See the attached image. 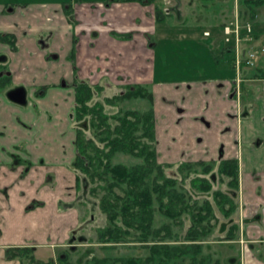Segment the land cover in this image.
Listing matches in <instances>:
<instances>
[{"label":"crops","instance_id":"obj_1","mask_svg":"<svg viewBox=\"0 0 264 264\" xmlns=\"http://www.w3.org/2000/svg\"><path fill=\"white\" fill-rule=\"evenodd\" d=\"M206 1L207 4H202L204 16L189 11L194 14V19L163 14L160 19L158 13H163L167 0L0 1V56L6 55L0 57V63H9L12 72L7 76L13 82L38 77V88L35 87L32 99H29L24 88H6L1 83L6 71L0 67V264H21L18 259L7 255V249L21 246L37 247L40 251L50 249L57 264H62L61 259L66 256L57 257L55 248L65 246L74 249L78 246V243H69L71 241L57 243L50 239L13 241L19 234L14 223L42 222L49 218L45 217L50 211L57 216L51 220L54 223L48 231L50 237H55L57 232L68 237L81 220L76 206H73L79 187L76 171L72 168L77 157V130L73 125L77 79L94 84V81L105 78L101 82L107 90L114 86L150 84L155 129V93L157 100L166 104L168 112L162 115L166 122L172 121L173 126L185 117V104L191 92L187 93V83L182 78L157 80V41H168L179 53L185 47V54L190 55L195 66L204 69V75L191 77L193 84L190 86L196 105H202L200 112L203 117L197 113L194 117L186 116V121L182 122L187 125L188 136L201 133L193 130L192 125L204 128L205 139L204 136L194 137L196 142L198 139L203 143V147L195 157L190 155L189 161L225 158L238 162L240 219L237 236L246 245L237 251V263L264 264V247L258 246L264 245V77H257L248 70L241 71L245 67L243 65L240 69L236 67L234 47L225 42L223 9L218 0ZM10 4L19 5L8 9ZM178 6L174 8L183 7ZM261 7L262 4L254 8L259 10ZM70 11L75 13L76 20L69 18ZM232 13L235 12L232 10ZM56 14L60 21L54 26L52 19L58 18ZM258 14L259 11L257 22L260 21ZM210 18L214 24L211 28L204 27L203 21ZM41 19L48 23L47 28L36 26V21ZM44 33L45 37L42 36ZM39 38L49 41L43 42V49L53 51L51 41H57V55L41 50L37 44ZM63 41L66 46L62 45ZM231 58L233 71L224 70L223 63H228ZM65 63L71 70L72 82L69 86L64 83V86L71 90H65L59 84L66 75ZM14 68L19 71L17 75ZM132 69L135 72L131 73ZM73 70L78 71L77 76ZM18 75V81L14 80ZM237 85H240L241 96H245L241 105L235 94ZM157 87L166 91L163 94L177 97L176 102L162 100L155 90ZM19 89L25 93L23 102L9 96ZM182 94L185 96L180 97ZM169 103L184 109L178 107L180 112H177V106ZM61 109L65 110L66 130L60 129ZM19 132L24 135L19 137ZM182 134L186 133H179ZM221 142L224 143L222 154L218 156ZM23 144L25 148L20 151L19 146ZM61 181L63 185H59ZM211 242L223 241L206 244Z\"/></svg>","mask_w":264,"mask_h":264},{"label":"trees","instance_id":"obj_2","mask_svg":"<svg viewBox=\"0 0 264 264\" xmlns=\"http://www.w3.org/2000/svg\"><path fill=\"white\" fill-rule=\"evenodd\" d=\"M250 2L260 6L264 0ZM258 72L255 76L264 77V70ZM74 88L77 157L72 165L78 185L97 197L106 224L92 239L69 243L147 250L143 256L94 255L84 264H224L204 245L237 237L239 224L232 215L239 211L238 162L159 163L149 87L129 84L107 95L104 85L77 79ZM133 99H146L149 105L128 107ZM221 215L232 220L226 229ZM37 250L13 247L7 255L21 264H57L54 255L37 256ZM65 256L62 264H76Z\"/></svg>","mask_w":264,"mask_h":264},{"label":"rangeland","instance_id":"obj_3","mask_svg":"<svg viewBox=\"0 0 264 264\" xmlns=\"http://www.w3.org/2000/svg\"><path fill=\"white\" fill-rule=\"evenodd\" d=\"M2 1V0H0ZM5 1V0H3ZM166 0H163V2ZM214 1V0H213ZM217 1V0H216ZM254 1V0H253ZM168 4H166V8L170 9V12L166 13L165 9L163 10L161 6V9L163 10L162 14L163 16H175L178 18V16L182 17H190V19H194V14H190L189 11H195L196 14H198L199 16H204L203 13L204 12V8L202 6L203 3L207 4L206 0H167ZM212 1L210 0L209 3H211ZM219 4L221 5V8L223 9V19L226 20V23L232 21L235 13H232V10L235 12L236 7L238 8L240 17H241V21L245 24V23H252L253 25V39L250 42H245L241 48V56L240 59H244L245 57V53L243 51H246L248 48H253L254 50L258 51V59H257V66L255 67H248L245 66L244 68L241 69V71L243 70H248L250 73H253L254 75L256 73H259V70H264V3L262 4V7L259 10H256L254 7H258L253 5L250 0H218ZM3 4V6H5V4L3 2H1ZM185 4V7H184ZM19 4H15L9 5L8 9H12L13 7H17ZM177 5H179L180 7H182L181 9H176L174 7H176ZM212 5V4H211ZM178 6V7H179ZM190 6V7H188ZM191 9V10H190ZM212 9V8H211ZM257 17H259V20L257 22L256 19V14L258 13ZM184 12V13H183ZM58 16V18L55 16L54 20L52 19V25H56L57 23H59L60 18L59 15L56 14ZM69 18L72 20H76V16L75 13L73 11H70V14H68ZM198 16V17H199ZM204 18V17H203ZM205 19V18H204ZM56 20V21H55ZM203 22H205V24H202L204 27L207 28H211L212 25L214 24V21L210 18L207 22L206 20H204ZM56 23V24H55ZM50 25V26H52ZM36 26L44 29L48 27V23L46 21H44L43 19L36 21ZM35 26V29H36ZM258 29L260 30V32H258ZM45 37V33L42 35ZM42 38H39V41H37L38 46L41 48V50H43L44 52H54V56L57 55V41H51L53 43V48L55 49V51H53L52 49H43V42H49V41H41ZM41 42V43H40ZM64 43L62 45L66 46V42L63 41ZM137 42V41H135ZM40 44V45H39ZM111 44V43H108ZM59 45V44H58ZM183 46V45H182ZM185 49V47H184ZM182 49V53H179V50L174 51L173 47L171 46V44L168 41H157V48H156V54L158 55L159 61H158V72H157V80H166V79H170V80H179L180 78H182L183 80L186 81V89H187V93L191 92V95L189 96L188 100H186V104H185V108H186V112H184L183 114L188 117H194L197 113L202 115L200 112V109L202 107V105L197 106V100L194 99L193 95H192V91L193 89L190 87L193 84V80L191 79V77L195 76V75H204V69L199 68L195 66V64L193 63L194 61L191 60L190 55H186L185 54V50ZM64 54V51L62 52V55ZM192 55V54H191ZM6 57V55L2 54L0 57ZM233 56V54H232ZM71 58V57H70ZM230 58V57H229ZM233 58H231L230 60H228V63L225 62L222 65V68H224V70L229 71L230 69L233 71ZM228 64V65H226ZM0 67L2 71H6V75H2L1 77V83L5 84L4 86H6V88H13V89H18V88H24L27 92H28V97L29 99H32V93L34 92L35 87H37V80L38 77L34 76L33 79H24L21 82H13L11 79H9V77L7 76L8 73L12 72L9 68V63H5L3 61V63H0ZM74 69L77 68L76 64L74 63L73 65ZM220 67V66H219ZM14 73L15 75L18 74V69L14 68ZM73 72H75V76H77V72L76 70H73ZM135 72L134 69L131 70V73ZM65 73L66 75L64 76L63 79H60L59 84L63 87V89L65 90H71V88L69 87H65L64 85L66 84V86H69V84H71V70L69 69L68 65L65 63ZM1 75V74H0ZM18 76H16V78H14V80L18 81ZM103 79L99 81H94V84H101L103 85ZM124 78H121V80H123ZM75 80V79H74ZM78 80H81L78 79ZM27 81H29V83H27ZM102 81V82H101ZM65 83V84H64ZM114 86V85H113ZM147 87L150 88V84L146 85ZM40 88V86H39ZM104 92L107 95H113L117 92H123L125 90V88H120L119 86H114L111 90H107ZM156 92H158L159 96H161L162 100H164L165 102H169V101H175L176 99H178L177 97H174L172 94H163V92H166L163 88L161 87H157L155 88ZM116 91V92H115ZM177 92V91H174ZM155 93V92H154ZM186 93V95H187ZM105 94H103L102 96H105ZM157 93H155L154 98H155V108H156V114H157V127L155 129L156 133H157V139L158 142L156 144V149H157V160L159 163L162 164H176L178 162H189L190 155H195L199 152V150L203 147V143L200 142L197 139V142L194 140L195 135H198V137L200 138L201 136H204L205 139V134H204V128H198L195 125H192L193 130L195 131H201V133L195 134V133H191V136H188L187 134V125H184V121L185 117L181 119V121H177L176 125L173 124L172 126V121L166 122L163 118L162 115H164V113L168 112V110H166L167 108L165 107L166 104H163L160 100H157ZM179 94V92H178ZM185 96L184 94H182L180 97ZM245 100V96H241L238 95V101L239 104L241 105L243 103V101ZM128 107H133V108H138V109H146L149 105V102L146 99H133L130 100L128 102H126ZM172 104L174 106H177V112L179 111L180 107L181 109H184L183 106L180 105H176L175 103H169ZM165 105V106H164ZM64 114H65V110L61 109L59 118H60V129L61 130H66L67 129V124L65 123V118H64ZM181 113H180V115ZM70 118V117H69ZM209 120V119H208ZM169 123V124H168ZM181 124V125H180ZM175 126V127H174ZM191 128V129H192ZM158 131V132H157ZM171 131H172V136H171ZM176 131V132H175ZM186 133V134H182L179 135V133ZM22 134V133H21ZM19 132V137L23 136L24 134L21 135ZM175 135V136H174ZM173 137V138H172ZM175 138V139H174ZM172 139L174 141H172ZM224 143L221 142L219 148H218V156L222 154V145ZM25 145H20L19 146V150L22 151L24 150ZM225 149V148H224ZM225 159V158H224ZM206 160V159H205ZM208 161V160H206ZM215 161H219V159H215ZM72 168L74 169L73 165ZM75 171V169H74ZM64 183L61 181L59 185H63ZM77 191H78V196H77V200L74 202V207L76 206V209L78 211V214L80 215V221H79V225L72 230V233H70L67 236L62 235L61 232H57L55 237H50L48 235V231H50V227L53 226L54 221H51L52 218L56 219V215L53 214L51 211L50 213H46V217L47 218L49 216V218H47L46 220H42L39 221L38 223H28L27 221H24L22 223H14V227L16 232H18L19 234L16 236L15 239H13V241L15 242H24V241H34V240H38V241H44V240H54L55 242H64V241H70L72 239H80L81 237H87L92 239L93 237L96 236L97 234V230L101 227H103L106 224V219L104 214L102 213V211L100 210L99 207V201L97 199V197L91 195L88 193L87 190H84V186L82 185V183L79 185V187H77ZM51 196H49L48 198H50ZM65 203L67 202V200L64 201ZM221 217V222L220 225H224L223 229H226L230 223V221H232L230 218H226L223 215L220 216ZM232 219H235L237 222L240 219V212L238 213H234L232 215ZM33 221V220H31ZM224 223V224H223ZM21 225V227H20ZM221 225V226H222ZM220 227V226H219ZM219 227H218V231H219ZM221 228V227H220ZM239 235V234H238ZM206 245V251L207 252H211L213 253V255L215 257H218L220 259H222L224 264H235L236 262L239 261V254L237 253V251H241L244 249V246L246 245V243L244 244L242 242V239L237 236L235 241H223V242H211ZM247 246L249 249L252 248V246H250V244L247 243ZM259 247H264L263 244H259ZM71 247H56L55 248V255L58 257L60 256H69V258L75 262L76 264H84L85 261L94 256V255H100V256H104V255H114V256H127V255H135V256H143L145 254H147V250L144 248H141L140 246H118L115 248H103L98 244H94V245H88L87 243H78L77 247H74V249H70ZM53 251H51L50 249L44 248V250H37L36 251V255L38 256H45L46 254H52ZM30 255V254H29ZM241 257V254H240ZM19 260V258H16ZM20 261V260H19ZM61 264V263H60Z\"/></svg>","mask_w":264,"mask_h":264},{"label":"built area","instance_id":"obj_4","mask_svg":"<svg viewBox=\"0 0 264 264\" xmlns=\"http://www.w3.org/2000/svg\"><path fill=\"white\" fill-rule=\"evenodd\" d=\"M253 25L252 23H243L241 17L236 7L235 15L232 21L226 23L223 27V32L225 36V42L227 44H232L234 47L236 55V65L239 69L240 65L244 63L248 67H253L257 63L258 51L253 48H248L245 53L244 59H240L241 48L245 42L252 41L253 37ZM208 35L209 33L206 32Z\"/></svg>","mask_w":264,"mask_h":264},{"label":"water","instance_id":"obj_5","mask_svg":"<svg viewBox=\"0 0 264 264\" xmlns=\"http://www.w3.org/2000/svg\"><path fill=\"white\" fill-rule=\"evenodd\" d=\"M10 98H12L13 100L17 101V102H23L25 100L24 96V90L23 89H19L17 91H13L9 94Z\"/></svg>","mask_w":264,"mask_h":264},{"label":"flooded vegetation","instance_id":"obj_6","mask_svg":"<svg viewBox=\"0 0 264 264\" xmlns=\"http://www.w3.org/2000/svg\"><path fill=\"white\" fill-rule=\"evenodd\" d=\"M165 11H166V13H167V12L169 13V12H170V9H169V8H166ZM235 64H236V59H235ZM241 65L246 66L244 63H242ZM241 65H240V66H241ZM255 66H257V63H256ZM255 66H253V67H255ZM236 67H237V65H236ZM239 69H240V67H239ZM235 94H237V96H238V95H241V93H240V85H237V89L235 90ZM220 160H224V159H220ZM220 160H219V161H220ZM207 162H214V161H207ZM215 162H218V161H215ZM75 239H77V238H75ZM70 249H71V248H70ZM63 256H64V255H63ZM63 256H60V257H63ZM236 263H237V262H236ZM236 263H235V264H236Z\"/></svg>","mask_w":264,"mask_h":264}]
</instances>
